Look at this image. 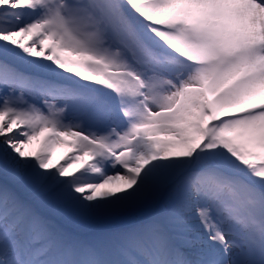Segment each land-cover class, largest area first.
Returning <instances> with one entry per match:
<instances>
[{
  "label": "snow or ice",
  "instance_id": "snow-or-ice-1",
  "mask_svg": "<svg viewBox=\"0 0 264 264\" xmlns=\"http://www.w3.org/2000/svg\"><path fill=\"white\" fill-rule=\"evenodd\" d=\"M0 264H264V0H0Z\"/></svg>",
  "mask_w": 264,
  "mask_h": 264
},
{
  "label": "rangeland",
  "instance_id": "rangeland-1",
  "mask_svg": "<svg viewBox=\"0 0 264 264\" xmlns=\"http://www.w3.org/2000/svg\"><path fill=\"white\" fill-rule=\"evenodd\" d=\"M42 140H43V137H41V140L34 141L32 143V145L26 149V151L35 153L39 149ZM71 154H73L72 149L67 148V147H63V146H58L54 150L52 158H53L54 162H63L64 158L67 155H71Z\"/></svg>",
  "mask_w": 264,
  "mask_h": 264
},
{
  "label": "bare ground",
  "instance_id": "bare-ground-1",
  "mask_svg": "<svg viewBox=\"0 0 264 264\" xmlns=\"http://www.w3.org/2000/svg\"><path fill=\"white\" fill-rule=\"evenodd\" d=\"M54 161V160H53Z\"/></svg>",
  "mask_w": 264,
  "mask_h": 264
}]
</instances>
